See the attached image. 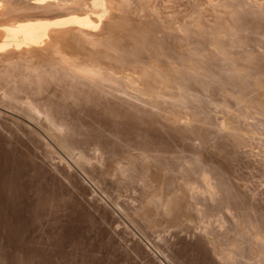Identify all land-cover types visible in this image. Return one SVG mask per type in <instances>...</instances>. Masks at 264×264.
Returning <instances> with one entry per match:
<instances>
[{"label":"rangeland","instance_id":"rangeland-1","mask_svg":"<svg viewBox=\"0 0 264 264\" xmlns=\"http://www.w3.org/2000/svg\"><path fill=\"white\" fill-rule=\"evenodd\" d=\"M0 1L14 8L8 20L80 11L72 0L49 15L30 12L33 0ZM123 1L112 0L94 40L62 50L103 74L138 77L139 90L21 66L0 73V253L45 264H264V0Z\"/></svg>","mask_w":264,"mask_h":264},{"label":"bare ground","instance_id":"bare-ground-1","mask_svg":"<svg viewBox=\"0 0 264 264\" xmlns=\"http://www.w3.org/2000/svg\"><path fill=\"white\" fill-rule=\"evenodd\" d=\"M9 1V0H8ZM19 1V0H18ZM21 1V0H20ZM25 1V0H24ZM27 1H29V0H27ZM32 1V0H31ZM74 1V2H73ZM132 1V0H131ZM140 1V0H139ZM144 1V0H143ZM191 1V0H190ZM239 1V0H238ZM254 1V0H253ZM3 2V1H2ZM2 2L0 1V16H3V15H5L6 14V16L8 17V15L10 14H12L11 12H13V7L8 3V5H7V3H5V4H2ZM10 2V1H9ZM63 2H64V0H52V1H48V0H33L31 3L29 2V4L26 6L27 8H30V12H32L31 10H33V9H37V10H43V9H47V8H52V5H56V8L59 6V5H62L63 4ZM66 2H70V0L68 1V0H66ZM66 2H65V4H66ZM72 2H73V7H75L76 9H79L80 11L82 10L83 12H81L82 14H80V11H78L79 13H77V11L75 10V12L73 13V11H71V13L69 14V15H65V16H63V17H60V18H52V19H48V17L47 18H36V16L38 17V15L36 14V15H34L36 12H38V11H36L34 14H32L31 13V15H34V16H29V15H26L27 13L25 12V14H24V16L21 14L22 12H19L20 13V15H22L21 17H18V16H13L12 17V19L14 18V17H17V18H15V19H13V20H8V18L7 17H4V18H7V20L6 19H0V59H1V61L2 60H4L7 64L6 65H4V67L3 66H0V73L1 72H4V71H7V69H14V68H16V67H23L25 70H27L28 72H30V71H37V75H38V78H40L39 76L40 75H43L44 73H48L49 72V74L50 73H60V74H62L65 78H70V79H72V80H75V81H79V82H82V83H86V84H88L89 86H91V87H95L96 89H103V90H105V91H111L112 93H116V87L114 88V87H112V82H125V84H126V86H124V88L125 87H131V88H137L139 85H138V81H140V80H137V76H135V77H137V78H134V79H136V80H134V79H128L129 78V76H128V78L126 79V78H123V79H121V78H119L118 76L120 75H118L117 73V75H115L114 73L113 74H111V73H108L109 71H107V72H105L106 74H103L104 72H100L99 70H97L98 68H101L100 66L98 67V64H97V68H94L92 65V67H90L89 65H88V63L87 62H85L84 60H82V57H80L81 55V53L79 54L80 56V58L79 57H72V55L71 56H69V55H67V54H65V49L64 50H62V45L63 44H66V43H64V42H67L68 43V41L70 40V39H72V40H84V41H87L88 42V40L89 39H91L92 37L94 38L95 36H97L98 34L97 33H95V30L101 25L102 26V22L104 21L103 19H104V17H105V15L107 14V12H108V9H110V8H108V6L112 3V0H89V2H88V0H72ZM114 2H115V0H114ZM117 2V1H116ZM115 2V3H116ZM119 3H120V1H118ZM121 2H125V5L127 4V1H123V0H121ZM148 2V1H147ZM216 2V1H215ZM250 2V1H249ZM255 2H258V1H255ZM16 3H18V2H16ZM119 3H116V4H119ZM128 3H129V1H128ZM132 3H134V2H132ZM196 3H197V1H196ZM213 3V2H212ZM231 3V2H230ZM235 3V2H234ZM24 4V3H23ZM26 4V3H25ZM123 3H120V5H122ZM131 4V3H130ZM144 4V3H143ZM147 4V3H146ZM168 4V3H167ZM239 4V3H238ZM263 4V3H262ZM1 5H3V6H1ZM4 5H6L7 6V8H2V7H4ZM14 5V4H13ZM18 5V4H17ZM22 5V4H21ZM67 5H69V4H66V6ZM70 5H71V3H70ZM112 5L113 6H115L114 5V3H112ZM129 5V4H128ZM148 5V4H147ZM195 5V4H194ZM203 5V4H202ZM261 5V4H260ZM8 6L10 7V8H8ZM113 6H111V7H113ZM197 6V5H196ZM201 6V5H200ZM207 6V5H206ZM213 5H211V7H212ZM218 6V5H217ZM226 6V5H225ZM241 6V5H240ZM63 8L65 7L64 5L62 6ZM68 7V6H67ZM126 7H127V5H126ZM210 7V6H209ZM260 7V6H259ZM13 8V9H12ZM26 8V9H27ZM56 8H52V9H56ZM59 8H60V6H59ZM69 8L71 9L72 7H70L69 6ZM163 8V7H162ZM166 8V7H165ZM208 8V7H207ZM20 9V8H19ZM68 9V8H67ZM69 9V10H70ZM112 9V8H111ZM116 9V8H115ZM160 9V8H159ZM194 9V8H193ZM223 9V8H222ZM224 9H225V7H224ZM239 9V8H238ZM245 9V8H244ZM23 10V9H22ZM45 10H43V11H45ZM50 10V9H49ZM48 10V11H49ZM72 10V9H71ZM122 10H124V8L122 9ZM121 10V11H122ZM144 10V9H143ZM143 10H142V13H144L143 12ZM165 10V9H164ZM25 11V10H24ZM27 11V10H26ZM28 11H29V9H28ZM27 11V12H28ZM52 11V10H51ZM145 11V10H144ZM152 11V10H151ZM157 11H158V9H157ZM198 11V10H197ZM235 11V10H234ZM14 12H16V11H14ZM34 12V11H33ZM42 12V11H41ZM46 12H47V10H46ZM45 12V13H46ZM126 12V11H125ZM221 12V11H220ZM7 13H8V15H7ZM17 14H18V12H16ZM16 13H14L13 15H16ZM24 13V12H23ZM48 13V12H47ZM116 13V12H115ZM207 13H211V12H207ZM219 13V12H218ZM235 13V12H234ZM111 14V13H110ZM119 14V13H118ZM139 14H141V13H139ZM19 15V14H18ZM19 15V16H20ZM26 15V16H25ZM48 15H49V13H48ZM108 15V14H107ZM121 14H119V16H120ZM125 15V14H124ZM149 15H152V14H149ZM180 15V14H179ZM200 15V14H199ZM12 16V15H11ZM40 16V15H39ZM109 16V15H108ZM125 16H127V15H125ZM138 16V15H137ZM141 16V15H140ZM153 16V15H152ZM185 16V15H184ZM212 16V15H211ZM41 17H42V15H41ZM56 17V16H55ZM128 17V16H127ZM136 17V16H135ZM151 17V16H150ZM208 17V16H207ZM213 17H214V15H213ZM213 17H212V19H213ZM11 18V17H10ZM132 17H130V19H131ZM144 18V17H143ZM158 18V17H157ZM205 18V17H204ZM117 19H118V16H117ZM128 19H129V17H128ZM133 19V18H132ZM145 19H147L146 17H145ZM199 19V18H198ZM107 20V19H106ZM105 20V21H106ZM109 21H111L110 19H108ZM138 20V19H137ZM142 20V19H141ZM155 20V19H154ZM170 20V19H169ZM180 20V19H179ZM184 20V19H183ZM195 20V19H194ZM197 20V19H196ZM116 21V20H115ZM126 21V20H125ZM139 21H140V19H139ZM148 21H150V19L148 20ZM158 21V20H157ZM156 21V22H157ZM168 21V20H167ZM167 21H166V23H167ZM212 21H214V20H212ZM131 22V21H130ZM142 22V21H141ZM140 22V23H141ZM145 22V21H144ZM151 22V21H150ZM164 22H165V19H164ZM169 22V21H168ZM185 22V21H184ZM196 22V21H195ZM203 22H205V20L203 21ZM207 22H209V21H207ZM232 22V21H231ZM104 23V22H103ZM110 23V22H109ZM128 23V22H127ZM139 23V24H140ZM147 23V22H146ZM149 23V22H148ZM155 23V22H154ZM192 23H194V22H192ZM192 23L190 24L191 26H192ZM219 23H220V21H219ZM228 23V22H227ZM233 23V22H232ZM114 24V23H113ZM133 24V23H132ZM162 24V23H161ZM174 24H176V23H174ZM234 24V23H233ZM104 25V24H103ZM135 25V24H134ZM133 25V26H134ZM144 25H145V23H144ZM163 25H164V23H163ZM167 25V24H166ZM171 25H173V24H170V25H168L169 27L171 26ZM189 25V24H188ZM196 25V24H195ZM115 26V25H114ZM132 26V27H133ZM178 26V25H177ZM182 26V25H181ZM194 26V25H193ZM233 26V25H232ZM129 27V26H128ZM131 27V26H130ZM129 27V28H130ZM165 27H167V26H165ZM195 27V26H194ZM201 27V26H200ZM221 27H222V25H221ZM230 27H231V25H230ZM104 28V27H103ZM123 28V27H122ZM145 28V27H144ZM174 28V27H173ZM183 28V27H182ZM192 28V27H191ZM198 28V27H197ZM225 28V27H224ZM229 28V27H228ZM232 28V27H231ZM235 28V27H234ZM114 29V28H113ZM118 29V28H117ZM131 29V28H130ZM138 29V28H137ZM141 29V28H140ZM146 29V28H145ZM161 29V28H160ZM170 29H172V28H170ZM180 29V28H179ZM188 29H190V27L188 28ZM187 29V30H188ZM200 29V28H199ZM218 29V28H217ZM222 29V28H221ZM136 30V29H135ZM159 30V29H158ZM166 30V29H165ZM178 30V29H177ZM193 30V29H192ZM131 31V30H130ZM141 31V30H140ZM145 31V30H144ZM184 31V30H183ZM191 31V30H190ZM196 31V30H195ZM96 32H98V31H96ZM182 32V31H181ZM186 32V31H185ZM184 32V33H185ZM208 32V31H207ZM211 32H212V29H211ZM218 32V31H217ZM236 32V31H235ZM205 33V32H204ZM208 33H210V31L208 32ZM216 33V32H215ZM224 33V32H223ZM229 33V32H228ZM206 34V33H205ZM231 34V33H230ZM184 35V34H183ZM182 35V36H183ZM196 35V34H195ZM110 36V35H109ZM181 36V35H180ZM194 36V35H193ZM229 36V35H228ZM125 37V36H124ZM92 38V39H93ZM169 38V37H168ZM96 39V38H95ZM108 39H109V37H108ZM107 39V42H109V40ZM178 39V38H177ZM185 39H186V37H185ZM221 39V38H220ZM224 39H226V38H224ZM238 39V38H237ZM248 39V38H247ZM94 40V39H93ZM96 40H98V39H96ZM95 40V41H96ZM122 40V39H121ZM134 40V39H133ZM132 40V41H133ZM203 40V39H202ZM206 40V39H205ZM222 40V39H221ZM235 40V39H234ZM243 40V39H242ZM245 40H246V38H245ZM94 41V43H97L98 44V42H95ZM99 41V40H98ZM178 41H180V39H178ZM188 40H186L185 41V44H186V42H187ZM210 41V40H209ZM233 41V40H232ZM74 42H77V41H74ZM80 42V41H79ZM78 42V43H79ZM114 42V41H113ZM113 42H111V45H112V43ZM120 42V41H119ZM119 42L117 41V45H119ZM122 42V41H121ZM165 42H166V40H165ZM173 42V41H172ZM171 42V43H172ZM176 42V41H175ZM174 42V43H175ZM221 42V41H220ZM228 42V41H227ZM238 42V41H237ZM73 43V42H72ZM92 43V42H91ZM101 43V42H100ZM104 43V42H103ZM116 43V42H115ZM181 43V42H180ZM187 43H190V42H187ZM232 43V42H231ZM93 44V43H92ZM105 44V43H104ZM114 44V43H113ZM159 44V43H158ZM178 44V43H177ZM208 44V43H207ZM73 45H75V43L73 44ZM77 45V44H76ZM88 45V44H87ZM93 45H95V44H93ZM106 45H108V44H106ZM109 45H110V42H109ZM108 45V46H109ZM121 45V44H120ZM119 45V46H120ZM132 45V44H131ZM168 45V44H167ZM172 45H174V44H171V46ZM189 45V44H188ZM209 45H211V44H209ZM65 46V45H64ZM67 46V45H66ZM85 46L86 45H84V48H85ZM89 46H91V45H89ZM108 46L107 47H105V48H108ZM114 46H115V44H114ZM114 46H112V47H114ZM150 46V45H149ZM193 46L194 45H192V48H193ZM196 46H198V45H196ZM199 46H201L200 44H199ZM92 47V46H91ZM100 47H102V46H100ZM111 47V46H110ZM147 48H149L148 46H146ZM165 47V46H164ZM219 47V46H218ZM233 47V46H232ZM235 47V46H234ZM66 48V47H65ZM73 48V47H72ZM86 48H87V46H86ZM96 47H94L93 49H95ZM103 48V47H102ZM166 48H168V47H166ZM172 48V47H171ZM185 48V47H184ZM97 49H98V47H97ZM108 49H110V48H108ZM114 49V48H113ZM116 49V48H115ZM117 49H119L118 47H117ZM215 49V48H214ZM226 49V48H225ZM243 49V48H242ZM91 50H92V48H91ZM105 50V49H104ZM112 50V49H111ZM176 50V49H175ZM178 50V49H177ZM182 50V49H181ZM184 50V49H183ZM190 50V49H189ZM206 50V49H205ZM87 51V50H86ZM88 51H90V50H88ZM108 51V50H107ZM110 51V50H109ZM140 51V50H139ZM143 51V50H142ZM145 51V50H144ZM151 51V50H150ZM154 51H156V50H154ZM174 51V50H173ZM220 51V50H219ZM218 51V52H219ZM224 51V50H223ZM111 52V51H110ZM113 52V51H112ZM122 52H124V51H122L121 50V53ZM149 52V51H148ZM162 52V51H161ZM179 52V51H178ZM181 52V51H180ZM207 52V51H206ZM210 52V51H209ZM92 53V52H91ZM151 53V52H150ZM228 53H229V51H228ZM244 53V52H243ZM99 54V53H98ZM107 54V53H106ZM109 54L110 53H108L107 55L109 56ZM112 55H113V53H111ZM114 54H116V53H114ZM118 54H119V52H118ZM156 54H157V52H156ZM177 54V53H176ZM207 54V53H206ZM209 54V53H208ZM220 54H221V52H220ZM227 54V53H226ZM226 54H223V55H225L226 56ZM260 54V53H259ZM258 54V55H259ZM47 55V56H46ZM48 55H50L49 56V58H48ZM86 55V54H85ZM95 55V54H94ZM112 55H111V57H112ZM144 55L145 54H143V57H144ZM148 55V54H147ZM152 55H154V54H152ZM175 55V54H174ZM231 55V54H230ZM240 55H242V54H240ZM239 55V56H240ZM243 55H246V54H243ZM256 55V54H255ZM44 56H46L49 60L47 61V58H46V60H45V58H44ZM84 56V55H83ZM105 56V55H104ZM116 56V55H115ZM120 56V54L118 55V57ZM177 56V55H176ZM204 56H205V54H204ZM228 56H229V54H228ZM250 56V55H249ZM38 57H42L43 58V60L41 59L40 60V58L39 59H37ZM97 57L98 58H101L102 57V55H101V57H99L98 55H97ZM96 57V58H97ZM106 57V56H105ZM111 57H110V59H111ZM122 57V56H121ZM142 57V56H141ZM157 57H159V56H157ZM166 57V56H165ZM178 57V56H177ZM180 57V56H179ZM181 57H182V59H180V60H182L183 61V58H184V56H182L181 55ZM180 57V58H181ZM206 57H208V56H206ZM210 57V56H209ZM216 57V56H215ZM235 56H233V58H234ZM241 57V56H240ZM252 57H254V56H252ZM97 58V59H98ZM113 58H114V55H113ZM113 58H112V60H113ZM176 58V57H175ZM211 58H213V57H211ZM222 58V57H221ZM220 58V59H221ZM247 58V57H246ZM95 59V58H94ZM109 59V58H108ZM109 59V60H110ZM118 59V58H117ZM167 59V58H166ZM185 59V58H184ZM198 59V58H197ZM207 59V58H206ZM216 59V58H215ZM219 59V60H220ZM224 59H226V60H228L229 61V63H230V58L228 57V59L227 58H224ZM243 59V58H242ZM241 59V60H242ZM248 59V58H247ZM38 60H40V61H44V62H37ZM89 60V59H88ZM100 59H98V60H93V61H99ZM102 60V59H101ZM105 60V59H104ZM137 60V59H136ZM154 60H156V59H154ZM153 60V61H154ZM158 60V59H157ZM163 60H164V58H163ZM193 60V59H192ZM209 60H210V58H209ZM255 60V59H254ZM253 60V61H254ZM47 61V62H46ZM92 61V62H93ZM111 61V60H110ZM115 61V60H114ZM144 61V60H143ZM166 61V60H165ZM171 61V60H170ZM178 61H179V59H178ZM185 61V60H184ZM201 61V60H200ZM228 61H226V62H228ZM245 61V60H244ZM107 62V61H106ZM137 62V61H136ZM139 62V61H138ZM160 62H161V60H160ZM164 62V61H163ZM197 62V61H196ZM207 62H208V60H207ZM224 62V61H223ZM90 63V62H89ZM94 63V62H93ZM99 64H101L100 63V61L98 62ZM104 63V62H103ZM112 63V62H111ZM114 63V62H113ZM119 63H120V61H119ZM198 63H199V61H198ZM232 63V62H231ZM236 63V62H235ZM239 63H241V62H239ZM250 63V62H249ZM253 63V62H252ZM252 63L250 64V65H252ZM115 64V63H114ZM124 64V63H123ZM170 64H172L171 62H170ZM185 64V63H184ZM184 64H182V65H184ZM223 64V63H222ZM241 64H243V63H241ZM95 65V64H94ZM102 65V64H101ZM104 65V64H103ZM174 65V64H173ZM172 65V66H173ZM178 65V64H177ZM176 65V66H177ZM182 65L181 66H179V68L180 67H182ZM215 65V64H214ZM227 65V64H226ZM225 65V66H226ZM248 65V64H247ZM249 65V66H250ZM105 66H107V65H105ZM104 66V67H105ZM114 66V65H113ZM117 66V65H116ZM185 66V65H184ZM232 66H233V64L231 65V68H232ZM243 66V65H242ZM241 66V67H242ZM90 67V68H89ZM110 67V66H109ZM111 67H112V65H111ZM119 67V66H118ZM160 67V66H159ZM7 68V69H6ZM92 68V69H91ZM106 68H108V66L106 67ZM115 68V67H114ZM113 67L111 68V69H114ZM136 68V67H135ZM140 68V67H139ZM142 68V67H141ZM140 68V69H141ZM145 68V67H144ZM158 68V67H157ZM177 68V67H176ZM184 68H186V67H184ZM183 68V69H184ZM215 68V67H214ZM228 68V67H227ZM229 68H230V66H229ZM234 68V67H233ZM243 68V67H242ZM245 68V67H244ZM250 68V67H249ZM102 70H103V68H101ZM186 69H190V67H188V68H186ZM204 69V68H203ZM241 69V68H240ZM106 70V69H105ZM108 70H109V68H108ZM116 70V69H115ZM115 70H111V71H115ZM196 70V69H195ZM205 70V69H204ZM203 70V71H204ZM219 70V69H218ZM245 71L247 70V69H244ZM243 70V71H244ZM249 70V69H248ZM248 70H247V72H248ZM104 71V70H103ZM142 71V70H141ZM159 71V70H158ZM170 71V70H169ZM191 71V70H190ZM207 71V70H206ZM205 71V72H206ZM252 71V70H251ZM250 71V72H251ZM163 72V71H162ZM183 72H186V71H183ZM187 72H189V70L187 71ZM192 72H193V70H192ZM192 72H190V73H192ZM232 72V71H231ZM233 72H235V71H233ZM131 73V72H130ZM133 73V72H132ZM181 73V72H180ZM179 73V74H180ZM189 73V74H190ZM195 73V72H194ZM197 73V72H196ZM195 73V74H196ZM207 73V72H206ZM205 73V74H206ZM210 73V72H209ZM101 74H103V75H101ZM141 74V73H140ZM157 74V73H156ZM187 74V73H186ZM194 74V75H195ZM198 74H200V73H198ZM198 74H196V75H198ZM221 74V73H220ZM240 74H242V73H240ZM247 74V73H246ZM123 75V74H122ZM125 75V74H124ZM123 75V76H124ZM126 75H127V73H126ZM147 75V74H146ZM145 75V76H146ZM165 75H167V73H165ZM164 75V76H165ZM170 75V74H169ZM182 75V74H181ZM191 75V74H190ZM203 75V74H202ZM209 75V74H208ZM235 75H237V74H235ZM242 75H244V74H242ZM242 75H241V77H242ZM35 76V75H34ZM153 76V75H152ZM157 76V75H156ZM161 76V75H160ZM178 76H180V75H178ZM207 76V75H206ZM255 76V75H254ZM259 76V75H258ZM36 77V76H35ZM125 77V76H124ZM134 77V76H133ZM147 77L148 76H146V79H147ZM162 77V76H161ZM194 77H196V76H193V78ZM197 77H199V76H197ZM238 77V76H237ZM257 77V76H256ZM149 79H150V77H148ZM163 78V77H162ZM176 78V77H175ZM185 78V77H184ZM188 78V77H187ZM244 78V77H243ZM254 78V77H253ZM156 79V78H155ZM164 79H166V78H164ZM195 79V78H194ZM206 79V78H205ZM241 79V78H240ZM257 79V78H256ZM142 80V79H141ZM160 80H162V79H160ZM169 80V79H168ZM230 80V79H229ZM245 80V79H244ZM247 80V79H246ZM255 80V79H254ZM264 80V79H263ZM138 83H137V82ZM152 81V80H151ZM157 81V80H156ZM165 81V80H164ZM179 80H178V78H177V82H178ZM181 81V80H180ZM190 81V80H189ZM192 81H193V79H192ZM195 81H197V80H195ZM210 81V80H209ZM231 81V80H230ZM249 81V80H248ZM252 81V80H251ZM141 82V81H140ZM154 82H155V80H154ZM153 82V83H154ZM162 82V81H161ZM167 82H170L171 83V81H167ZM183 82H185V81H183ZM256 83H257V81H255ZM260 82V81H259ZM136 83H137V85H136ZM157 83V82H156ZM174 84H176L175 83V81L173 82ZM181 83V82H180ZM207 83V82H206ZM115 84V83H114ZM124 84V85H125ZM127 84H128V86H127ZM152 84V83H151ZM244 84H246V83H244ZM255 84V83H254ZM254 84H253V86H254ZM144 85V84H143ZM120 86V85H119ZM145 86V85H144ZM143 86V87H144ZM164 86V85H163ZM167 86V85H166ZM165 86V87H166ZM177 86H179V85H177ZM184 86V85H183ZM210 86H211V84H210ZM238 86V85H237ZM244 86V85H243ZM243 86H242V88H243ZM262 86V85H261ZM122 87V86H121ZM141 87V86H140ZM146 87V86H145ZM150 87V86H149ZM164 87V88H165ZM173 87H175V86H173ZM241 87V86H240ZM256 87V86H255ZM259 87V86H258ZM147 88V87H146ZM151 88V87H150ZM154 88V87H153ZM160 88H162V87H160ZM220 88H222V87H220ZM245 88V87H244ZM247 88V87H246ZM262 88V87H261ZM126 89V88H125ZM129 89V88H128ZM138 89V88H137ZM140 89V88H139ZM138 89V90H139ZM145 89V88H144ZM149 91H151L149 88H147ZM155 89V88H154ZM167 89V88H166ZM165 89V90H166ZM173 89H175V88H173ZM181 89V88H180ZM102 90V91H103ZM127 90V89H126ZM130 90V89H129ZM143 90V89H142ZM148 90H144V91H148ZM158 90V89H157ZM240 90V89H239ZM243 90V89H242ZM263 90V89H262ZM101 91V90H100ZM148 91V92H149ZM167 91V90H166ZM169 91V90H168ZM184 91V90H183ZM225 91H226V89H225ZM244 91V90H243ZM247 91V90H246ZM261 91V90H260ZM127 92V91H126ZM129 92V91H128ZM133 92H136V91H134L133 90ZM138 92V91H137ZM143 91H139L138 93L139 94H143L144 95V93H142ZM234 92V91H233ZM161 93H162V91H160L159 93H158V95L160 96L161 95ZM166 93H168V92H166ZM170 93V92H169ZM174 94H175V92H173ZM176 93H177V91H176ZM204 93H206V92H204ZM222 93V92H221ZM246 93V92H245ZM124 94V93H123ZM129 94V93H128ZM137 94V93H136ZM149 94V93H148ZM162 94H165V93H162ZM179 94V93H178ZM180 94H182V91H181V93ZM239 94V93H238ZM125 95V94H124ZM147 95V94H146ZM151 95V94H150ZM167 95V94H166ZM165 95V96H166ZM170 95V94H169ZM173 95V94H172ZM183 95V94H182ZM226 95V94H225ZM234 95V94H233ZM123 96V95H122ZM134 96V95H133ZM152 96V95H151ZM155 95H153L152 97L153 98H155L154 97ZM162 96V95H161ZM160 96V98H162ZM164 96V97H165ZM240 96V95H239ZM249 96V95H248ZM258 96H259V94H258ZM137 97V96H136ZM147 97V96H146ZM149 97V96H148ZM152 97H150V98H152ZM158 97V96H157ZM156 97V98H157ZM171 97L172 96H170V98H169V100H172L171 99ZM176 97H178V95L176 94ZM182 97V96H181ZM224 97V96H223ZM222 97V98H223ZM236 97H238V96H236ZM151 99V102H152V100H154V99ZM159 98V97H158ZM157 98V99H158ZM167 98V97H166ZM173 98H174V96H173ZM185 98V97H184ZM198 98V97H197ZM252 98V97H251ZM156 99V100H157ZM163 99V98H162ZM165 99V98H164ZM256 99V98H255ZM144 100H146V99H144ZM166 100V99H165ZM169 100H166L167 102H169ZM194 100V99H193ZM235 100V99H234ZM246 100V99H245ZM249 100V99H248ZM247 100V101H248ZM258 100V99H257ZM143 101V100H142ZM155 101V100H154ZM159 101V100H158ZM162 101H164V100H162ZM181 100H179V102H180ZM239 101V100H238ZM251 101V100H250ZM254 101V100H253ZM27 102V101H26ZM165 102V101H164ZM182 102V101H181ZM235 102V101H234ZM237 102V101H236ZM240 102H241V100H240ZM171 102H169V104H170ZM247 103V102H246ZM252 103V102H251ZM173 104V103H172ZM171 104V105H172ZM181 104V103H180ZM237 104V103H236ZM245 104V103H244ZM249 104V103H248ZM146 105H148V104H146ZM158 105V104H157ZM159 105H161V103L159 104ZM240 105H241V103H240ZM243 105V104H242ZM154 106V105H153ZM156 106V105H155ZM229 106V105H228ZM39 107V106H38ZM157 107V106H156ZM223 107V106H222ZM230 107V106H229ZM228 107V108H229ZM243 107V106H242ZM221 108V107H220ZM34 109V108H33ZM36 109V108H35ZM179 109V108H178ZM225 109V108H224ZM231 109V108H230ZM239 109V108H238ZM241 109V108H240ZM160 110V109H159ZM35 111H37V109L35 110ZM34 111V112H35ZM157 111V110H156ZM171 111V110H170ZM184 111V110H183ZM259 111V110H258ZM261 112H262V110H260ZM158 112V111H157ZM160 112V111H159ZM176 112V111H175ZM181 112V111H180ZM243 112V111H242ZM40 113V112H39ZM244 113V112H243ZM177 114V113H176ZM189 114V113H188ZM187 114V115H188ZM195 114V113H194ZM193 114V115H194ZM241 114V113H240ZM257 114V113H256ZM43 115V114H42ZM41 115V116H42ZM186 115V114H185ZM198 115V114H197ZM229 115V114H228ZM227 115V116H228ZM168 116V115H167ZM181 116V115H180ZM192 116V115H191ZM202 116V115H201ZM232 116V115H231ZM253 116V115H252ZM262 116H263V113H262ZM261 116V117H262ZM44 117V116H43ZM46 117V116H45ZM208 117V116H207ZM235 117V116H234ZM251 117V116H250ZM180 118V117H179ZM194 118H196V116L194 117ZM193 118V119H194ZM245 118V117H244ZM165 119V118H164ZM187 119V118H186ZM229 119V118H228ZM234 119V118H233ZM56 120V119H55ZM55 120H53V121H55ZM163 120V119H162ZM183 120H184V118H183ZM191 120V119H190ZM231 120V119H230ZM239 120V119H238ZM189 121V120H188ZM194 121V120H193ZM232 121V120H231ZM245 121V120H244ZM57 122H58V120H57ZM163 122V121H162ZM201 122V121H200ZM239 122V121H238ZM177 123H179V122H177ZM188 123V122H187ZM187 123H185V124H187ZM226 123V122H225ZM58 124V123H57ZM63 124H65V123H63ZM221 124V123H220ZM218 125V126H221V125ZM228 124V123H227ZM230 124V123H229ZM236 124V123H235ZM55 126V125H54ZM61 126V125H60ZM60 126H56L57 127V130H60V131H62V129H61V127ZM63 126V125H62ZM225 126V125H224ZM235 126V125H234ZM234 126H233V128H234ZM237 126V125H236ZM53 127V126H52ZM176 127H177V125H176ZM185 127V126H184ZM184 127H182V128H184ZM231 128V127H230ZM230 128H228V129H230ZM238 128H240V126L238 127ZM54 129V128H53ZM222 129V128H221ZM227 129V128H226ZM63 130H64V128H63ZM239 130V129H238ZM237 130V131H238ZM41 131V130H40ZM218 131V130H217ZM229 131V130H228ZM241 131V130H240ZM47 132V131H46ZM231 132V131H230ZM236 133V132H235ZM229 134V133H228ZM194 135V134H193ZM227 135V134H226ZM57 136V135H56ZM192 136V135H191ZM241 136H242V134H241ZM252 136V135H251ZM235 137V136H234ZM246 138V137H245ZM244 138V139H245ZM61 139H64L63 137H61ZM235 139V138H234ZM233 139V140H234ZM236 139H237V137H236ZM237 141V140H236ZM235 141V142H236ZM242 142V141H241ZM61 143V142H60ZM63 143V142H62ZM197 143V142H196ZM62 146V145H61ZM65 146V145H64ZM63 147V146H62ZM68 148V147H67ZM63 150H64V148H63ZM71 152V151H70ZM67 153V152H66ZM72 153V152H71ZM70 154V153H69ZM150 154V153H149ZM69 156V155H68ZM130 156V155H129ZM177 157V156H176ZM169 158V157H168ZM195 161V160H194ZM192 162V161H191ZM198 162V161H197ZM194 163V162H193ZM183 165V164H182ZM193 165V164H192ZM199 165V164H198ZM190 166H191V164H190ZM257 166V165H256ZM189 168V167H188ZM193 169V168H192ZM190 171V170H189ZM204 172V171H203ZM179 174V173H178ZM206 175V174H205ZM202 178H204V177H202ZM199 179V178H198ZM206 179V178H205ZM199 181L201 182L202 180H200L199 179ZM206 182H208L207 180H205ZM209 182H210V180H209ZM190 184V183H189ZM202 184V183H201ZM205 184V183H204ZM207 184V183H206ZM214 185V184H213ZM186 186V185H185ZM201 186V185H200ZM207 186L209 187V185L207 184ZM218 186V185H217ZM184 188V187H183ZM192 189H193V187H192ZM197 189V188H196ZM222 190V189H221ZM235 190V189H234ZM210 191V190H209ZM213 191V190H212ZM193 192V191H192ZM196 192V191H195ZM200 192V191H199ZM203 193V192H202ZM208 193V192H207ZM256 193V192H255ZM206 194V193H205ZM208 195V194H207ZM211 195H212V193H211ZM213 196V195H212ZM171 197V196H170ZM215 197V196H214ZM210 198V197H209ZM239 198H240V196H239ZM174 199V198H173ZM251 204V203H250ZM250 208V207H249ZM229 210V209H228ZM262 214V213H261ZM263 216H264V214H263ZM244 222V221H243ZM243 225V224H242ZM248 225V224H247ZM250 226V225H249ZM245 230V229H244ZM250 230V229H249ZM238 232V231H237ZM240 239V238H239ZM237 243V242H236ZM261 243V242H260ZM262 244V243H261ZM233 245V244H232ZM262 246V245H261ZM235 251V250H234ZM233 255H234V253H233ZM232 255V256H233Z\"/></svg>","mask_w":264,"mask_h":264},{"label":"snow or ice","instance_id":"snow-or-ice-1","mask_svg":"<svg viewBox=\"0 0 264 264\" xmlns=\"http://www.w3.org/2000/svg\"><path fill=\"white\" fill-rule=\"evenodd\" d=\"M42 195L44 194L42 193ZM0 264H45V262L35 259L29 260L19 255L0 253ZM60 264H64V262L61 261Z\"/></svg>","mask_w":264,"mask_h":264}]
</instances>
